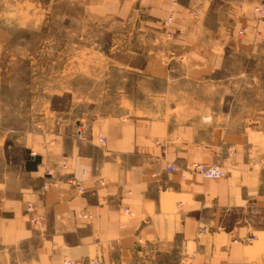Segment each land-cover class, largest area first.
<instances>
[{
  "label": "crops",
  "instance_id": "crops-1",
  "mask_svg": "<svg viewBox=\"0 0 264 264\" xmlns=\"http://www.w3.org/2000/svg\"><path fill=\"white\" fill-rule=\"evenodd\" d=\"M2 7L15 27L0 18V61L24 41L12 28L46 25L48 84L86 112L0 130V249L27 244L33 264H113L157 244L193 264H264V0ZM191 98L201 112L188 121ZM195 162L226 175L204 179L186 169ZM46 169L56 185L42 191Z\"/></svg>",
  "mask_w": 264,
  "mask_h": 264
},
{
  "label": "rangeland",
  "instance_id": "rangeland-1",
  "mask_svg": "<svg viewBox=\"0 0 264 264\" xmlns=\"http://www.w3.org/2000/svg\"><path fill=\"white\" fill-rule=\"evenodd\" d=\"M23 1L29 0H21ZM3 9L4 7L0 10V18L15 27L12 14L10 15L8 11L3 13ZM14 29L12 28V36L14 33L17 35L21 33L24 35V41H20L18 43L20 45L16 47V41L13 39L7 48L8 53L0 61V130L11 128L22 132L34 131L41 127L69 124L75 119V115H84L85 106L75 103L74 96L62 93L60 87L51 89L48 84L51 74L56 77L55 71H50V61L54 55L48 50L53 45V40L49 41L46 36L48 27L43 25L35 30L29 27H19L16 31ZM243 29L245 28L239 30V34L244 32ZM32 32L34 36L30 35ZM22 49L25 51L24 56ZM58 74L57 78H65V74L62 76L60 72ZM70 74L75 77L80 75L81 71L76 68L70 71L68 76ZM257 94L258 92L253 94V98ZM188 103V110L183 114L186 120L192 121L201 111L196 108L195 98H191ZM208 115L203 114L205 120ZM138 250L139 252L131 258H121L113 261V264H193L176 247L151 244ZM0 264H33L31 248L27 244L1 248Z\"/></svg>",
  "mask_w": 264,
  "mask_h": 264
},
{
  "label": "built area",
  "instance_id": "built-area-1",
  "mask_svg": "<svg viewBox=\"0 0 264 264\" xmlns=\"http://www.w3.org/2000/svg\"><path fill=\"white\" fill-rule=\"evenodd\" d=\"M255 11L260 12V8H256ZM245 31V29H243ZM188 171L193 172V173H198L200 176H202L204 179L212 180V179H219L222 178L226 175L225 170H223L219 165L216 164H205L201 162H195L191 163L187 166L186 168ZM166 171H174L175 167L173 165H168L165 167ZM44 175H46V180L42 183L41 185V190L45 191L51 186L56 185V182L52 178V173L50 169H46ZM70 183H74L73 179H71ZM78 192H82V190L77 189ZM27 207V212H32L34 210V207L32 206L31 203L27 202L26 204ZM127 211V210H125ZM83 217H86V215H82ZM37 218L35 217H30L29 222L31 223H36ZM65 264H76V261L72 260H65ZM88 264H100L97 259H90L88 261Z\"/></svg>",
  "mask_w": 264,
  "mask_h": 264
}]
</instances>
